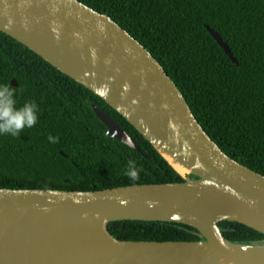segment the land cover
<instances>
[{
	"label": "water",
	"instance_id": "obj_1",
	"mask_svg": "<svg viewBox=\"0 0 264 264\" xmlns=\"http://www.w3.org/2000/svg\"><path fill=\"white\" fill-rule=\"evenodd\" d=\"M0 32L101 98L184 180L95 192L0 189V264H264V245L230 242L218 226L237 223L264 235V176L210 139L136 39L77 0H0ZM104 84L107 97L97 92ZM92 108L106 136L142 154L117 122ZM120 221L180 224L203 240L121 241L108 229Z\"/></svg>",
	"mask_w": 264,
	"mask_h": 264
},
{
	"label": "trees",
	"instance_id": "obj_2",
	"mask_svg": "<svg viewBox=\"0 0 264 264\" xmlns=\"http://www.w3.org/2000/svg\"><path fill=\"white\" fill-rule=\"evenodd\" d=\"M77 1L109 16L145 47L210 139L229 158L264 176V0ZM0 84L15 88L17 107L27 101L39 105L35 127L19 137L0 136V189L95 192L184 182L101 98L2 32ZM93 106L117 122L142 154L106 136ZM49 135L58 143H50ZM129 161L142 169L135 181L125 175ZM218 226L230 242L264 245V235L244 225ZM108 229L121 241L203 240L197 230L175 223L120 221Z\"/></svg>",
	"mask_w": 264,
	"mask_h": 264
},
{
	"label": "clouds",
	"instance_id": "obj_3",
	"mask_svg": "<svg viewBox=\"0 0 264 264\" xmlns=\"http://www.w3.org/2000/svg\"><path fill=\"white\" fill-rule=\"evenodd\" d=\"M11 23V21L9 22ZM106 63H111L106 60ZM97 92L102 97H107L110 85L104 84L97 87ZM167 107V105H164ZM39 105L36 101H27L21 107H17L16 90L10 84H0V136L10 135L19 137L25 128L31 129L38 122ZM50 143H58V137L48 136ZM142 169L129 161L125 169V175L132 181L139 177Z\"/></svg>",
	"mask_w": 264,
	"mask_h": 264
},
{
	"label": "bare ground",
	"instance_id": "obj_4",
	"mask_svg": "<svg viewBox=\"0 0 264 264\" xmlns=\"http://www.w3.org/2000/svg\"><path fill=\"white\" fill-rule=\"evenodd\" d=\"M178 170L177 171H179L181 174H183V175H185L186 174V172L184 171V170H181L179 167H177V166H175Z\"/></svg>",
	"mask_w": 264,
	"mask_h": 264
}]
</instances>
